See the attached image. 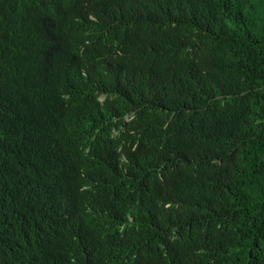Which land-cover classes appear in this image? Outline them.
<instances>
[{
	"label": "trees",
	"instance_id": "obj_1",
	"mask_svg": "<svg viewBox=\"0 0 264 264\" xmlns=\"http://www.w3.org/2000/svg\"><path fill=\"white\" fill-rule=\"evenodd\" d=\"M0 264H264V0H0Z\"/></svg>",
	"mask_w": 264,
	"mask_h": 264
}]
</instances>
